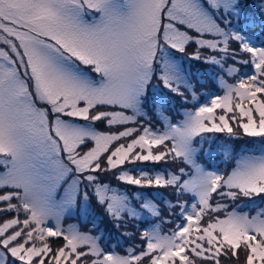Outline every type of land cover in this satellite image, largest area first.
Here are the masks:
<instances>
[{"label":"snow or ice","instance_id":"obj_1","mask_svg":"<svg viewBox=\"0 0 264 264\" xmlns=\"http://www.w3.org/2000/svg\"><path fill=\"white\" fill-rule=\"evenodd\" d=\"M222 261L264 264V0H0V264Z\"/></svg>","mask_w":264,"mask_h":264},{"label":"rangeland","instance_id":"obj_2","mask_svg":"<svg viewBox=\"0 0 264 264\" xmlns=\"http://www.w3.org/2000/svg\"><path fill=\"white\" fill-rule=\"evenodd\" d=\"M229 82H231V81H229ZM221 94H222V93H221ZM157 126L159 127V125H157ZM235 143H236V144H241V143H243V141H237V142H235ZM220 167H221L222 170H230L231 162H230V165H229V168H228V169H225L224 165H221ZM109 179H111V178H109ZM111 181H113V180H111ZM114 186H115V185H114ZM189 195H190V194H189ZM257 203H259V200H258V199H257ZM94 210H95V212H96L98 215L102 213V209H100L99 207L94 206ZM77 223L80 224V227H81L82 229L84 228V224L81 223V222H79V221H77L76 219H68V220H66V221L64 222V226L67 227L69 224H77ZM169 227H170L169 225H162V227H161V231L166 233V232L168 231V228H169ZM122 231H123V229H122ZM136 243H139V241H136ZM118 250H119V249H118ZM222 264H227V262L222 261ZM233 264H234V262H233Z\"/></svg>","mask_w":264,"mask_h":264},{"label":"trees","instance_id":"obj_3","mask_svg":"<svg viewBox=\"0 0 264 264\" xmlns=\"http://www.w3.org/2000/svg\"><path fill=\"white\" fill-rule=\"evenodd\" d=\"M193 64H194V68H193V70H195V67L198 66V64H197L196 62H193ZM142 167H144V168L147 170L148 168L151 167V165H142ZM111 183H112L113 185H116L118 182H116L115 180H113V181H111Z\"/></svg>","mask_w":264,"mask_h":264}]
</instances>
